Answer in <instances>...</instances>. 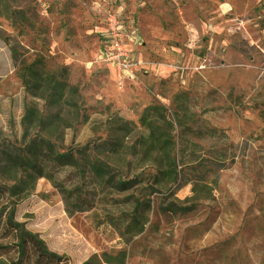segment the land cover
Segmentation results:
<instances>
[{
    "label": "rangeland",
    "instance_id": "obj_1",
    "mask_svg": "<svg viewBox=\"0 0 264 264\" xmlns=\"http://www.w3.org/2000/svg\"><path fill=\"white\" fill-rule=\"evenodd\" d=\"M35 136L0 264H264V0H0V143Z\"/></svg>",
    "mask_w": 264,
    "mask_h": 264
},
{
    "label": "trees",
    "instance_id": "obj_2",
    "mask_svg": "<svg viewBox=\"0 0 264 264\" xmlns=\"http://www.w3.org/2000/svg\"><path fill=\"white\" fill-rule=\"evenodd\" d=\"M28 136V134L24 135L25 138H28ZM28 140L29 141L22 146L10 141H3L0 143V179L4 180L5 178L12 182L8 185L4 184V188L8 191L11 198L17 200H22L29 196L33 188V183L43 177L44 174L43 166L38 161L37 151L38 148L42 147L45 143L36 136L30 137ZM49 150L54 154L58 163L63 164L71 162L77 167L78 171L84 175L83 164L73 159L65 161V159L70 156V153H55L53 148H49ZM92 167L97 174L102 176L106 175V171L102 167H98L94 163H92ZM18 169H21L26 175L18 176ZM130 183V181H122L119 182L117 186L125 187L126 185H130ZM104 197H102L100 201H102ZM1 217L2 215L0 218ZM27 234L29 233L25 230L23 224L15 219L13 211H10L6 215L2 223L0 222V239L6 237L9 240H17L18 245L22 246ZM2 246L3 244H0V248Z\"/></svg>",
    "mask_w": 264,
    "mask_h": 264
},
{
    "label": "built area",
    "instance_id": "obj_3",
    "mask_svg": "<svg viewBox=\"0 0 264 264\" xmlns=\"http://www.w3.org/2000/svg\"><path fill=\"white\" fill-rule=\"evenodd\" d=\"M115 40L114 51L110 52L109 58L112 59L116 71L121 75L133 71L135 64L133 60L128 59L124 51L121 50L118 41Z\"/></svg>",
    "mask_w": 264,
    "mask_h": 264
},
{
    "label": "bare ground",
    "instance_id": "obj_4",
    "mask_svg": "<svg viewBox=\"0 0 264 264\" xmlns=\"http://www.w3.org/2000/svg\"><path fill=\"white\" fill-rule=\"evenodd\" d=\"M41 160L45 164V169H46L47 172H50L53 169V167L55 166L54 163L57 164V162L52 160L50 154L43 153L41 155ZM69 213H71V211H69Z\"/></svg>",
    "mask_w": 264,
    "mask_h": 264
}]
</instances>
